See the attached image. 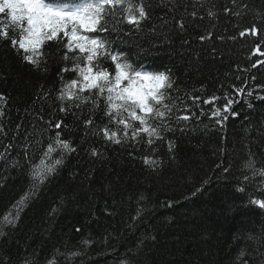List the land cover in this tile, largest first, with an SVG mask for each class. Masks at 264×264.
Wrapping results in <instances>:
<instances>
[{
  "label": "trees",
  "instance_id": "16d2710c",
  "mask_svg": "<svg viewBox=\"0 0 264 264\" xmlns=\"http://www.w3.org/2000/svg\"><path fill=\"white\" fill-rule=\"evenodd\" d=\"M132 2H142L150 19L135 31L117 9L107 23L111 35L105 33L113 54L123 51L136 64L171 69L177 85L166 101L173 112L164 123L172 130L151 145L146 135L116 145L102 132L91 134L99 129L84 121L99 125L102 115L91 101L67 115L59 111L64 82L78 76L63 72L65 48L47 42L37 67L18 45L0 40V261L264 264V209L254 203L264 200V56L255 51L259 45L264 52V0ZM180 19L184 32L176 26ZM6 25L14 36L8 15L0 14V28ZM253 25L255 36H239ZM202 35L210 38L200 40ZM96 63L113 71L105 57ZM225 94L239 115L217 123L210 113L222 110ZM194 96L201 98L199 107ZM213 96L219 99L203 103ZM192 113L189 121L176 119ZM58 120L61 129L54 127ZM57 132L75 152L57 147ZM49 144L54 150L45 157ZM42 159L57 172L32 188L30 162ZM57 159L62 165H55ZM17 215L13 227L8 221ZM68 254H74L71 261Z\"/></svg>",
  "mask_w": 264,
  "mask_h": 264
},
{
  "label": "snow or ice",
  "instance_id": "6c2138e0",
  "mask_svg": "<svg viewBox=\"0 0 264 264\" xmlns=\"http://www.w3.org/2000/svg\"><path fill=\"white\" fill-rule=\"evenodd\" d=\"M235 0H233V3ZM117 9H121L124 15L121 17L123 22L132 26L135 31H141L142 22L150 19L149 13L144 4L133 3L132 0H0V14L6 13L14 29V36L9 35L8 26L0 28V40L8 41L13 48L18 45L17 51H23L24 59L31 64L40 67L41 58L44 53L41 51L47 42H56L67 51L61 57L65 61L63 72L69 71L78 73L76 78L70 82H64V88L60 92L59 100L65 102L59 111L65 115L72 112V108H81L82 104L91 101L93 110L99 109L101 121L99 125H94V121L89 118L84 121L85 126H94L99 131L91 134L99 135L102 138L116 145L129 141L139 142L142 135L147 136L149 145L156 140H163L164 131H171V127L165 124L166 118H170L173 107L166 103L170 99L171 90L176 85V78L172 75L171 69L165 71H141L129 62L123 54H113L115 50L111 48L112 41L108 38L111 35L107 27L108 19L114 18ZM229 11V9H225ZM240 15L239 12L234 13ZM196 16V12L190 13ZM209 16H215L214 12L209 11ZM175 19V17H173ZM176 26L180 32H184L185 22L183 19L176 20ZM258 29L253 25L251 28L243 29L239 32L240 37L248 34L255 36ZM107 33L108 36H102ZM92 34V35H89ZM210 36H200V40L209 39ZM235 39V37H232ZM255 51L264 56L260 46L256 45ZM30 53V54H29ZM102 57L110 60L114 65L110 72L103 68L100 63H96ZM86 62V63H83ZM73 65L69 68L68 64ZM264 64V61H260ZM256 64H253L255 67ZM63 80V76L61 77ZM243 93L244 89H237ZM87 92L89 95L84 96ZM252 95L251 92L248 93ZM101 98L104 101V108H100ZM193 104L199 107L201 98L191 97ZM219 97L205 99L203 103L213 104ZM0 100L5 97L0 96ZM71 102V103H69ZM233 99L225 94L224 103L221 108L211 110L212 117H219L216 122L222 123L232 116H238V112H233ZM251 107V104H249ZM203 115L204 112L201 111ZM4 112L0 110V116ZM72 115H76L72 113ZM107 117V123L104 117ZM195 116L183 115L176 119L189 121ZM63 121L55 122L56 129L62 128ZM109 124L117 126V130L108 127ZM102 125V126H101ZM3 128L0 127V132ZM89 135L86 131L85 136ZM55 144L63 152H75L67 139H60V132L56 133ZM171 149V141L168 143ZM51 144L48 145L44 156H49L53 152ZM91 155L96 156L97 150L92 149ZM147 162V158H145ZM63 160H55V165H62ZM30 175L32 177V188L43 185L48 177L57 172L54 165L40 160L39 164L30 162ZM227 170V169H225ZM261 209H264V200H257ZM19 209H17V213ZM18 215L9 220L8 223L15 227ZM79 232V228L76 229ZM87 243V241H85ZM58 255H62L58 250H54ZM74 254H68L71 261ZM0 264H3L0 261ZM25 264H37L33 260H25ZM45 264H49L46 259Z\"/></svg>",
  "mask_w": 264,
  "mask_h": 264
}]
</instances>
